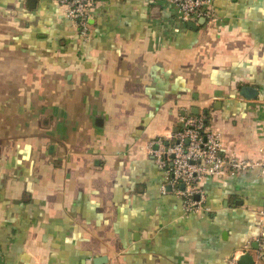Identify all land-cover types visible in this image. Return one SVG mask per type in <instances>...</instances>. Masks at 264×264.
<instances>
[{
	"label": "crops",
	"instance_id": "1",
	"mask_svg": "<svg viewBox=\"0 0 264 264\" xmlns=\"http://www.w3.org/2000/svg\"><path fill=\"white\" fill-rule=\"evenodd\" d=\"M89 24L83 38L57 0H0V58L23 60L0 100V121L19 116L0 135V264L255 255L260 167L207 177L208 210L185 214L148 141L197 106L228 153L264 158V0H214L197 28L168 0H97Z\"/></svg>",
	"mask_w": 264,
	"mask_h": 264
},
{
	"label": "built area",
	"instance_id": "2",
	"mask_svg": "<svg viewBox=\"0 0 264 264\" xmlns=\"http://www.w3.org/2000/svg\"><path fill=\"white\" fill-rule=\"evenodd\" d=\"M67 17L77 26L79 34L87 38L90 33L89 17L97 0H57ZM180 12L183 21L214 16V0H168ZM149 152L164 171L162 192L172 191L181 201L185 214H202L206 206L203 182L207 177L238 175L252 167H260L264 174V158L243 157L234 151L228 153L221 133L210 126L206 113L189 112L181 116L179 128L169 135H158L148 141ZM259 231L254 264L264 258V205L258 210ZM251 248L235 251L225 264H240V255Z\"/></svg>",
	"mask_w": 264,
	"mask_h": 264
},
{
	"label": "rangeland",
	"instance_id": "3",
	"mask_svg": "<svg viewBox=\"0 0 264 264\" xmlns=\"http://www.w3.org/2000/svg\"><path fill=\"white\" fill-rule=\"evenodd\" d=\"M22 62L23 60L21 58L15 56L11 58H6V60H2V58H0V100L2 98L1 94L7 90L5 87H8L9 85L8 80L11 79L10 80L11 83L15 81L14 80L15 73L12 68H14L16 71L17 66L19 65V63L21 64ZM17 110H18L17 106L10 107L9 109L10 113L15 112L14 115L8 116L9 118H12V120L0 121V135L2 136L5 135L7 131L11 130L14 126L18 124V122H16V119L19 118V116H17V112H16ZM27 118L31 119L29 115L27 116Z\"/></svg>",
	"mask_w": 264,
	"mask_h": 264
},
{
	"label": "water",
	"instance_id": "4",
	"mask_svg": "<svg viewBox=\"0 0 264 264\" xmlns=\"http://www.w3.org/2000/svg\"><path fill=\"white\" fill-rule=\"evenodd\" d=\"M35 4H36V0H29V6L30 7H34ZM205 20H206L205 17H201L199 19L198 23H196L193 20H190V21H188V24L190 26L197 28L199 23H205ZM240 92H241V94L245 95L247 98H252V97H255L259 91L251 85H244V86H242ZM191 112L198 114V113H200V108L197 106H193L191 108ZM205 112H207V110ZM185 113H186V111H183V114H185ZM178 128H179V125L177 126V128L175 130H177ZM103 257L104 256H99L97 258L102 259ZM98 259H96L95 262H97ZM104 259H105V257H104ZM239 261H240V264H254V261H255L254 255L251 252L246 251L240 255Z\"/></svg>",
	"mask_w": 264,
	"mask_h": 264
},
{
	"label": "trees",
	"instance_id": "5",
	"mask_svg": "<svg viewBox=\"0 0 264 264\" xmlns=\"http://www.w3.org/2000/svg\"><path fill=\"white\" fill-rule=\"evenodd\" d=\"M206 116H207V121H208V114H207V112H206Z\"/></svg>",
	"mask_w": 264,
	"mask_h": 264
}]
</instances>
